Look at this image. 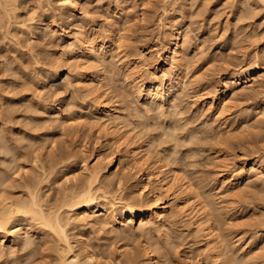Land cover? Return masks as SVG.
Listing matches in <instances>:
<instances>
[{
	"label": "bare ground",
	"instance_id": "obj_1",
	"mask_svg": "<svg viewBox=\"0 0 264 264\" xmlns=\"http://www.w3.org/2000/svg\"><path fill=\"white\" fill-rule=\"evenodd\" d=\"M126 1L109 2L99 20L100 15H95L99 7H91L94 0H35L31 7L25 6L31 0H0V151L4 152L0 157L5 161L10 160L7 154H13L11 161L27 158L24 168L29 172L31 153L32 166H38L40 152L34 145L43 148L45 140L32 130L35 133L46 122L65 118L59 110L62 106L52 105L45 97L46 87L65 76L69 88L82 92L78 98L84 102V116L96 118L99 132L124 149L120 160L114 152L92 154V165L83 159L80 169L87 174L85 181L71 187L73 191L65 195L61 206L44 197L40 180L30 179L22 186L14 179L18 187L13 181L7 188L0 186V264H18L14 260L21 250L30 251L31 256L39 251L42 264H174L170 258L166 263L164 246L152 237L175 223L181 224V234L188 233L187 244L194 240V252L206 258L203 264H264V145L229 153L238 139L235 134L264 128L263 40L255 41L254 62L226 68V82L217 89L201 73L198 62L205 52L199 48V38L193 41L190 35V25L202 24V1L171 0L176 8L170 7V13L163 7L167 15V21L161 22L163 43L148 46L145 52L133 45L132 32L147 30L155 22L158 8L148 0L138 16L128 11L129 4L120 9ZM213 1L203 4L211 6L205 8L208 25L215 23L225 5ZM231 2L236 25L245 24L233 34L227 33L218 45L233 51L234 47L248 48L250 40H255V35L245 34V28L262 22L264 13L261 16L256 10H264V0ZM37 13L40 19L36 21ZM190 19L195 20L191 23ZM225 22L226 27L230 25V20ZM155 57L160 60L156 67L152 66ZM203 57L207 62L217 61L219 52ZM191 93L201 99L204 118L199 129L188 128L197 122L194 115L180 117L189 108L186 99ZM74 97L70 98L73 102ZM235 101L253 103L234 116L233 109L241 106ZM76 119H68L70 128H77ZM83 125L91 128L88 122ZM154 126H158L159 137L152 135L150 144L138 143L137 138L151 135L148 128ZM216 129H224L227 135ZM18 134L27 144L11 143V135ZM256 135L263 136L262 132ZM154 141H159L156 146L160 149L152 156ZM194 141L200 143L199 149L189 146L186 150L187 167L192 170L183 163L184 168L174 165L185 158L172 156L179 154L183 143ZM201 153L212 155L218 163L211 179L217 183V192L195 170L196 156ZM66 154L59 157L61 161L67 159ZM233 164L238 168L232 169ZM41 169L43 176L49 175L47 166ZM1 181L0 177V185ZM18 188L22 192H16ZM116 189L121 191L118 196H114ZM127 189L129 193H123ZM164 194L169 195V202L163 201ZM249 207L261 212H254L255 222L242 223L243 211ZM230 214L237 216V223L231 224L234 217ZM138 220L147 236L152 235L140 251L117 247L114 236L98 237L92 245L83 239L82 231L77 232L78 227H90L118 236ZM235 232L237 236H232ZM250 232V237L256 233L253 241L247 237ZM35 240H40L38 248ZM111 249L124 260L113 263ZM187 264L198 263L188 260Z\"/></svg>",
	"mask_w": 264,
	"mask_h": 264
},
{
	"label": "rangeland",
	"instance_id": "obj_2",
	"mask_svg": "<svg viewBox=\"0 0 264 264\" xmlns=\"http://www.w3.org/2000/svg\"><path fill=\"white\" fill-rule=\"evenodd\" d=\"M35 1V0H31ZM93 1V0H91ZM96 1V2H95ZM111 1L113 0H94V2H92L93 4H91V7H93V9L95 7H99V9H97V13L95 14L97 17L99 16V20L102 19V15L104 14L105 9L107 8V6H109V2L111 3ZM130 0L126 1L124 3V5H120L123 6L120 9L124 8L125 5L130 6L131 8L128 9V11L132 14H136L139 16V10L141 9V5L142 3L147 2L148 0ZM151 3V6H155L158 8V15L155 19V22L152 23L147 30H136L137 32H132V34L134 35V39H133V45L139 47V49L141 51L145 52L146 47L151 46V45H158L160 46L163 43V40H161V33L163 32V28H162V24L164 23V21L166 20L167 15L164 14L163 10L166 6V10L172 12V10L176 8V6L172 5L171 0H166L167 4H171L167 7V4L164 2L165 0H149ZM168 1H170L171 3H168ZM200 1H202V11H203V15L200 16L199 19L200 22L202 23L201 25H190V35L193 39V41H195L197 38H199L198 42L199 44V48L202 49V51H204V55H202V58L200 59L199 63V67L201 68V73H204L205 78L208 79L210 82H212L213 87H217L218 88H223L222 86L224 85V83L226 82V71L225 69L228 67H234V66H241V67H246L249 64H252V62H254V51L257 47V44L255 43L256 40H263L264 42V19L262 20L261 23H256L255 25H250L247 28H245V34H252L255 35V40H250L252 41V44L250 47L245 48V49H239V48H235L234 50L231 51L227 46L222 45L219 46L218 42H220L221 40L223 41L224 38L227 37V33L229 34H233L236 30V28L241 27L242 25H244L245 23H240L238 24V26L236 25V21H235V16H233V12L232 10H230V7L232 4L231 1L232 0H214L215 2H217L218 4H220L221 6L223 5V3H225V5H223L222 8V13L220 14V16L215 19V23L214 21L210 23V25H208L209 21L206 20V9L209 10L208 8L211 6L207 5H203L206 0H198V4L201 3ZM210 1V0H209ZM213 1V0H211ZM213 1V2H214ZM234 1V0H233ZM129 2V3H127ZM32 4V5H31ZM29 5H25L26 7H31L34 5V3L32 2ZM133 4V5H132ZM165 4V5H164ZM97 5V6H96ZM107 5V6H106ZM136 5V7L132 8V6ZM119 6V7H120ZM174 6V7H172ZM226 6V7H225ZM172 7V10L171 8ZM197 7V4L195 6V8ZM206 8V9H205ZM224 8V10H223ZM99 10V12H98ZM231 11V14H229ZM257 13H261V16L263 15V9H257L256 10ZM39 14H41L39 12ZM38 17V13L36 14ZM231 15V16H230ZM36 16V17H37ZM137 16V17H138ZM260 16V17H261ZM208 17V16H207ZM24 18L26 17V14H24ZM104 18V17H103ZM203 18V19H202ZM39 18H36V21ZM164 19V21H163ZM209 19V18H208ZM138 20V19H137ZM195 19H190V22L192 23ZM217 20V21H216ZM226 20H230V25L226 27ZM163 21V23H161ZM167 21V20H166ZM165 21V22H166ZM208 21V23H207ZM36 23V22H35ZM214 23V24H213ZM247 24V22H246ZM138 25H140V23H138ZM199 28V30H197L196 28ZM139 28V27H138ZM228 29V30H227ZM241 29V28H239ZM143 31V32H142ZM229 31V32H227ZM136 33V34H135ZM247 47V46H246ZM199 49V52H200ZM219 52V57H217V61H211V62H207L206 60H204L205 55L208 54H214V53ZM218 55V54H217ZM153 62H152V66L156 67L159 65V58H152ZM263 65V71L261 73V77H263V81H264V62L262 63ZM146 69V68H145ZM77 89V88H76ZM74 87H68L67 86V80H66V76L61 79L56 81V83H54L53 85H50L48 87H46L45 92L47 93V100H49V102L52 105H57L60 104L59 110L62 111L63 114H65V118L63 119V121L59 122H52V121H48L44 124L43 127H37L35 129V133L34 130H32L33 134H37L39 136L42 137V139L45 140V145L44 147H39L37 144L34 145L35 148H37V152H40V161L38 166H32L33 162H31L32 158H33V154H28V159H29V163L31 164V171L29 172H25L26 169L24 168V165H27V158H20V159H16L14 161H11L13 159V154H7L6 157L7 159L10 160H3L0 157V177H1V187L3 186V188H7L8 183L12 182L15 186H17V184H15L14 179H17L18 182L24 186L25 183L30 180V179H34L37 182H39V180L42 182L41 184V189H42V193L45 195L44 197L49 200H52V202L54 203V205L57 206H61L63 203V199L65 197L66 194L71 193L73 191V189L71 188L73 185L76 184H81L82 182H84L85 177H86V173H84L80 168H81V161L83 159H86L87 162L92 165L94 163V156L97 154H102L105 155L107 153L110 152H114L115 156H116V160H120L124 149L123 146L118 147L116 144H114V141L111 140V138L109 136H107L105 133L103 132H99L98 129V125L95 122L96 118H94L92 115L91 117H86L84 116L86 114V111H83L82 107L84 102L82 103L81 100H79L78 97L79 94H82L81 91H78V89L76 90ZM75 94V95H74ZM195 93H191L187 99H186V105H188L189 108H187L186 113L181 115L180 117H187L190 115H194L195 117H197V122H194L192 124H189L188 128L189 129H199L200 125H201V121L204 118L203 116H201L202 110H201V99L197 98L194 96ZM78 98H76V100L73 102L72 100L74 96ZM74 97V98H75ZM72 100H71V99ZM46 99V98H44ZM131 100V99H130ZM56 101V102H55ZM72 101V105L68 107L69 105H71L68 102ZM132 101V100H131ZM55 102V103H54ZM63 102V103H62ZM75 103V105H74ZM80 103V104H79ZM235 105L241 104L240 109L239 108H234L233 109V113L234 116L238 115L241 112V109H246L247 106L251 105L253 102L249 103V102H238L235 101L234 102ZM63 104V105H62ZM67 106H65V105ZM69 104V105H68ZM79 104V105H78ZM81 105V107H80ZM136 104H132V106H135ZM75 106V107H74ZM67 107V109H66ZM74 107V108H72ZM79 107V108H78ZM69 108V110H68ZM72 111H71V109ZM73 109H78V110H73ZM83 112H81V110ZM67 111H71V112H66ZM80 110V111H79ZM74 111V112H73ZM81 112V113H80ZM80 113V114H78ZM85 113V114H84ZM83 115V117H81ZM77 118L76 119V123H78L77 128L72 129L69 127L70 125V119L71 118ZM69 119V120H68ZM196 119V118H195ZM64 120L66 121L64 123ZM194 120V119H193ZM19 121H21L23 123V125H25V122H23V119H20ZM85 122H88L89 125L91 126V128L83 125ZM194 127V128H193ZM198 127V128H196ZM217 128V127H216ZM158 129V126L155 128L151 127L148 128V133H150L151 135L147 134L145 135V137H141V138H137L138 143H141L142 141L147 144V143H152V138L154 135H156V138H158L159 136L157 135L159 130H155ZM155 132H154V131ZM218 129H216L217 131ZM150 131V132H149ZM154 132V133H153ZM262 132L263 136L261 137H257L256 133ZM217 133H222L221 135L226 136L227 132L223 129V131L218 130ZM153 135V136H152ZM189 134H186V137ZM152 136V137H151ZM235 136H237V140L233 141V144L229 150V153L231 155H235V154H240V152L243 151H247L252 148H256V146L258 145H264L262 141V139H264V128H258V129H250V131L244 132L242 134H235ZM13 139V141H11V143H17L19 144L18 146L22 145V144H27L26 140H22L21 135H11ZM20 139V141L18 140ZM18 140V142H17ZM242 140V144L240 145V142ZM20 142V143H19ZM199 142V141H197ZM255 142V146H251V144ZM154 147H151V152L150 154L152 156L156 155V151L157 149H160L158 145L159 141H154ZM195 144H197L195 141L193 142ZM191 144V143H183L184 146H182L180 148V152L177 156H172V157H176L177 159L180 158H185L184 161L178 160L177 162L175 161L174 165H177L179 167H183L181 164H184V167L186 166L187 169L192 170V167H187L188 162L190 161L187 158V152L186 150H188L189 146L193 147V148H197L200 143H198L197 145L195 144ZM199 149V147H198ZM63 153H67V159L63 161H61V159L59 158ZM235 153V154H234ZM0 154H4V152L0 151ZM92 154L94 156H92ZM69 157V158H68ZM176 159V160H177ZM196 159L199 161V163L197 164L195 170H199V174L200 175H204L205 179H207L208 181H211V179L214 177L215 171L218 169V163H216L215 158L211 155H208V153H201L200 155L196 156ZM187 163V164H186ZM29 164V165H30ZM186 164V165H185ZM44 165L45 167L47 166V171H48V176H43L42 175V169L41 166ZM183 167V168H184ZM52 168V169H50ZM232 169L238 168V164H233L231 165ZM54 172V173H53ZM113 173H116V167L113 168ZM7 176L9 178L6 177ZM5 176V178L3 177ZM5 180H3V178ZM9 179V180H8ZM210 188L214 191L217 192L215 189H217V183L214 181H211L210 183ZM6 185V186H5ZM18 187V186H17ZM2 189V188H0ZM15 191L17 192H22L21 188L15 189ZM129 189H127L125 192L123 193H129ZM27 192V190H26ZM24 193H25V189H24ZM23 193V194H24ZM121 193V191H119L118 189L115 190V194L114 196H118ZM99 201H103V199H99ZM163 201L165 202H169L170 201V197L167 194L163 195ZM238 209H235V212H237ZM251 211V212H250ZM261 212L260 210H251V208L249 207L248 209L243 211V215L246 217H244V220H242L245 222H249L252 223L253 221L255 222L254 218H258L256 216H254V212ZM234 213V212H233ZM232 214V213H231ZM231 214L229 215V217L231 216ZM236 216V215H235ZM231 216V218H233L231 220V224L233 221V224L237 223L236 222V218L237 216ZM228 217V218H229ZM235 220V222H234ZM79 229H77V232H81L84 233V237L83 239L87 240L86 243L89 244H96L98 241V237L104 238V237H110V236H114L116 237L115 239L117 240V247H123L124 250L127 251H140L142 250L141 248H143L144 245H146L147 241L149 240V238L152 236H147L148 234H146V230H143L140 228V220L137 221V223H135L134 225H129L128 227L124 228L126 229V232H124V229L122 231V234L115 236V234L113 235H109V233L105 232V230H101V234L95 230V229H91L90 227H78ZM82 230H81V229ZM181 224H172L169 229L165 228L162 230L161 233H154L152 240L156 243V241L158 242V245L162 244L166 250L165 252V261L167 259H171L174 260V264H187L188 260H191L194 263H198V264H203L206 263V258H204L205 260L202 259L203 256H197V253L194 252L195 250V245H194V240L192 239L191 241H189L190 243L187 244L188 241H186V234H181L182 230H181ZM79 230V231H78ZM75 231V230H74ZM84 231V232H83ZM76 232V231H75ZM253 233V232H252ZM254 235L252 234L251 236V232L250 234L247 233V237H249V241H253L254 240ZM100 235V236H98ZM232 236L235 235L237 236L236 232L231 234ZM120 236V237H119ZM169 237V240H166V237ZM234 236V237H235ZM78 238V237H77ZM79 238H81L79 236ZM35 238H32V240H34ZM147 240V241H146ZM36 242L34 243V247L38 248V245H40V240L38 243V240H35ZM162 243H161V242ZM165 242H167L168 244H166ZM186 242V243H185ZM175 245L173 247H171L172 245ZM186 244V245H185ZM115 246V247H116ZM112 254H111V258L113 260V263H117L118 261H122L124 260V256H119L118 255V251L116 249H111ZM168 251V252H167ZM30 251H19V255L18 257H16L14 260L15 262H18V264H42L43 259L41 258L40 253H38L39 251H36L35 254H33L32 256L29 253ZM17 253V254H18ZM21 254V255H20ZM40 255V256H39ZM42 260H41V259ZM12 260L14 258H11ZM10 259V260H11ZM143 258H140L141 261ZM9 260V261H10ZM166 263H168L166 261ZM210 264V263H209Z\"/></svg>",
	"mask_w": 264,
	"mask_h": 264
}]
</instances>
